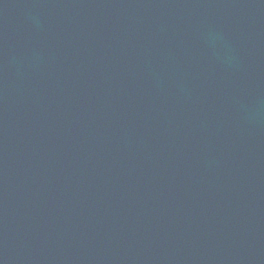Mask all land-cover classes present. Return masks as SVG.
Returning <instances> with one entry per match:
<instances>
[{"label":"water","instance_id":"95a60500","mask_svg":"<svg viewBox=\"0 0 264 264\" xmlns=\"http://www.w3.org/2000/svg\"><path fill=\"white\" fill-rule=\"evenodd\" d=\"M0 264H264V0H0Z\"/></svg>","mask_w":264,"mask_h":264}]
</instances>
